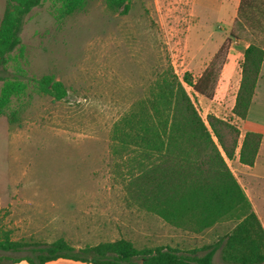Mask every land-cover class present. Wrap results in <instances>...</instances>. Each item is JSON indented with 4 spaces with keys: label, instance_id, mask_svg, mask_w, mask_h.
<instances>
[{
    "label": "rangeland",
    "instance_id": "rangeland-1",
    "mask_svg": "<svg viewBox=\"0 0 264 264\" xmlns=\"http://www.w3.org/2000/svg\"><path fill=\"white\" fill-rule=\"evenodd\" d=\"M58 5L43 0L24 16L21 42L8 66L10 76L15 65L20 67L23 80L52 75L66 95L55 99L29 83L0 115V194L6 200L0 202V229L31 244L63 238L76 250L119 238L139 249L189 250L215 242L233 221L195 232L128 199L120 164L131 155L111 153L110 132L116 120L148 97L161 72L171 67L180 79L187 72L196 80L210 63L217 72L212 96L184 84L185 89L205 121L213 114L238 127L244 118L232 108L243 52L249 43L264 47V14L255 10L251 20L236 22L235 5L207 9L200 0H129L127 12L120 13L105 0H84L58 19ZM4 7L0 0V19ZM249 120L264 123V76ZM258 190L250 203L264 229V183ZM2 253L31 252L28 247ZM213 261L228 264L219 250Z\"/></svg>",
    "mask_w": 264,
    "mask_h": 264
},
{
    "label": "trees",
    "instance_id": "trees-1",
    "mask_svg": "<svg viewBox=\"0 0 264 264\" xmlns=\"http://www.w3.org/2000/svg\"><path fill=\"white\" fill-rule=\"evenodd\" d=\"M43 0H5L0 19V115L12 98L20 97L31 83L37 91L61 99L66 88L52 75L23 80L15 65L8 74L12 52L20 45L24 16ZM110 7L126 13L129 0H105ZM240 0L236 22L247 21L254 11L264 14V0ZM61 19L82 7L84 0H53ZM259 3V4H258ZM261 26L263 20L256 17ZM264 49L249 43L243 52L241 78L232 112L245 118L254 94ZM217 72L210 63L194 80L185 72L180 79L171 67L154 81L148 97L137 102L116 120L110 132L111 153L129 159L121 161V173L128 199L141 209L153 212L166 222L201 232L214 224L231 220L233 227L215 242L197 249L181 250L169 245L136 248L128 239L87 245L77 250L63 238L50 243L12 240L0 229V252L30 254L11 257L0 254V264L26 260L29 264L65 257L94 264H215L214 254L228 264H264V229L243 188L227 165L238 155L242 164L253 165L261 133L247 131L239 143L240 130L229 120L208 114L201 117L185 85L210 98ZM215 138V140L213 139ZM238 149V151H236ZM117 167L120 168L117 163ZM5 260V262H2Z\"/></svg>",
    "mask_w": 264,
    "mask_h": 264
},
{
    "label": "crops",
    "instance_id": "crops-1",
    "mask_svg": "<svg viewBox=\"0 0 264 264\" xmlns=\"http://www.w3.org/2000/svg\"><path fill=\"white\" fill-rule=\"evenodd\" d=\"M202 4H206L205 8L207 9H223L224 7L233 6L235 5L236 11L240 0H200ZM247 46V45H246ZM264 49V47H263ZM229 68H234V63L228 62L226 63ZM264 76V56L259 72V76L256 82V86L254 89V94L252 96L251 103L248 108L247 115L244 119L240 120V125L238 128L240 130V138L244 135L247 131H254L261 133V141L258 148L257 155L255 157V161L253 165H246L242 164L238 160V155H236L232 160H228V165L233 172L234 176L236 177L237 181L243 188L245 194L247 195L248 199L252 203V199L257 197L256 194L261 192L258 190V187L264 183V123H257V121L249 120V112L252 103L256 99L257 90L259 87V81ZM6 201L3 196L0 194V202ZM253 206V204H252ZM8 264H29L26 260H19L17 262H12ZM44 264H94L90 262L65 258V257H58L55 259H50L44 262Z\"/></svg>",
    "mask_w": 264,
    "mask_h": 264
}]
</instances>
